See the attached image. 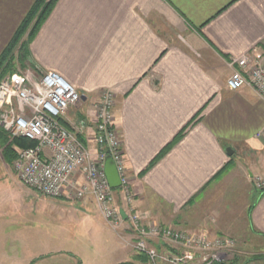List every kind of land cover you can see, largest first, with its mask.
Listing matches in <instances>:
<instances>
[{
  "label": "crops",
  "instance_id": "crops-1",
  "mask_svg": "<svg viewBox=\"0 0 264 264\" xmlns=\"http://www.w3.org/2000/svg\"><path fill=\"white\" fill-rule=\"evenodd\" d=\"M36 2L0 0V57ZM30 50L40 72L81 93L62 123L91 149L94 105L113 92L134 207L148 222L264 246V192L253 183L264 173V101L227 88L233 58L264 57V0H58ZM5 184L17 208L11 224L0 211V264H149L91 196L71 205L67 225L66 208H35L53 200L0 172Z\"/></svg>",
  "mask_w": 264,
  "mask_h": 264
},
{
  "label": "built area",
  "instance_id": "built-area-1",
  "mask_svg": "<svg viewBox=\"0 0 264 264\" xmlns=\"http://www.w3.org/2000/svg\"><path fill=\"white\" fill-rule=\"evenodd\" d=\"M235 70L227 88L253 89L264 101V57L245 55L233 58ZM14 72L0 79V128L11 138L35 141L36 146L16 149L14 170L27 188L53 199H95L104 220L113 229L124 225L134 233V248L148 257L150 264H224L237 249L233 239L212 237L202 232H187L164 225H147L133 208L131 179L115 124V95L107 90L94 105L96 121L94 149L67 129L62 118L82 101L81 93L57 72ZM259 137H264V128ZM111 158L121 186L109 185L105 166ZM254 187L264 192V174L255 176ZM117 191L125 206L117 204ZM171 244L168 253L159 252L152 240Z\"/></svg>",
  "mask_w": 264,
  "mask_h": 264
},
{
  "label": "rangeland",
  "instance_id": "rangeland-1",
  "mask_svg": "<svg viewBox=\"0 0 264 264\" xmlns=\"http://www.w3.org/2000/svg\"><path fill=\"white\" fill-rule=\"evenodd\" d=\"M48 1H52V0H47V2ZM58 2V1H57ZM36 4V3H35ZM56 6V4L54 5V7ZM53 7V8H54ZM33 8V7H32ZM31 8V9H32ZM53 8H52V10H53ZM39 10V9H38ZM38 14H37V16L35 17V19L38 17V15H39V13H40V10L37 12ZM50 14V13H49ZM48 14V15H49ZM28 15V14H27ZM48 17V16H47ZM42 26V25H41ZM20 27V26H19ZM40 29H41V27H40ZM39 29V30H40ZM39 32V31H38ZM38 32H37V34H38ZM37 34H36V36H37ZM35 36V37H36ZM14 38V37H13ZM29 38H30V35L27 33V34H25L23 37H22V39L20 40V45L22 44V43H26L28 40H29ZM13 40V39H12ZM11 40V41H12ZM34 40V39H33ZM33 42V41H32ZM31 42V43H32ZM30 43V44H31ZM20 45L17 47V50L15 51V58H18V59H20ZM28 51H29V54H30V59L29 60H27V62H26V68L24 67V66H22L21 64H20V62L18 61V60H14V72H17V71H19V72H27V71H30V72H33V73H31V74H34V77H38L39 75H41L42 74V72H40L36 67H35V65H34V63H33V58H32V55H31V50H30V45H29V47H28ZM13 72V73H14ZM104 91H107V90H104ZM16 161V159H13V160H9V159H7V158H5V156L3 155V148L0 146V172H1V174H2V176L3 177H5V176H7V178H8V176H12V175H14V176H17V173L15 172V170H14V167H13V165H14V162ZM2 164H5V165H2ZM264 174V173H263ZM263 174H259V175H263ZM258 176V175H257ZM18 177V176H17ZM19 180V179H18ZM9 181V180H8ZM20 181V180H19ZM21 183V182H20ZM22 184V183H21ZM6 186H4L5 188H3V192L1 191V187H0V211H2V214L4 213V214H8L9 216L8 217H6L5 219H4V221L5 220H7L8 221V223L9 224H11V222L12 221H14L13 220V217L14 216H12V215H10V211H12V210H14L15 208H17L16 206V202H14V200L13 199H11V197H8L7 196V194H6V192H8V186H7V184H5ZM12 185V184H11ZM23 185V184H22ZM13 186V185H12ZM24 187H26L25 185H23ZM131 191H132V193H133V198H134V202H133V208L135 209V207H134V203H135V201H136V199L138 198V194H137V192L134 190V188H133V185H132V183H131ZM256 189V188H255ZM257 190V189H256ZM121 193V192H120ZM120 193H118L117 194V197H116V201H117V204H120L121 203V205L123 206V207H126L125 206V200H124V197L120 194ZM93 198V197H92ZM48 199H50V200H53L52 202L53 203H49V205L46 203L45 205H42V204H38L37 202H35L34 201V206H35V208L37 207V209H41V208H43V210H45V209H51V211L53 210V209H55V210H53V211H57V209L58 208H66V224L68 225V224H72L74 221H73V214H72V212H69L68 210L69 209H71L72 208V206L71 205H75V203L77 202V201H81V200H64V201H70V202H66V203H62V201H59V199H53V198H48ZM85 199V198H84ZM94 199V198H93ZM83 200V199H82ZM59 201V202H58ZM94 201H95V199H94ZM95 203H96V201H95ZM68 204V205H67ZM47 205V206H46ZM65 205V207H63ZM71 206V207H70ZM96 206H97V204H96ZM97 208H98V206H97ZM99 210V209H98ZM6 211V212H5ZM135 211L142 217V219H143V221H144V223L145 224H147V225H153V224H158V223H153V222H148L147 221V219H146V217L145 216H143L142 214H140L136 209H135ZM9 212V213H8ZM100 212V211H99ZM69 213V214H68ZM252 213V212H251ZM101 214V213H100ZM0 216H1V214H0ZM6 216V215H5ZM5 216H3V218L5 217ZM2 217V216H1ZM54 217V216H53ZM50 217L49 218V220L50 221H48V223H46L45 222V219H40L39 217H35L34 218V220L35 221H37L36 222V224H40V225H43V226H48V227H50V226H52V225H55L54 223H56V221H55V219L54 218H56V217ZM103 217V216H102ZM104 219V218H103ZM54 222V223H53ZM106 223V222H105ZM158 225H160V224H158ZM51 230V229H50ZM132 234V237L134 238V233H131ZM134 243H135V241H133ZM237 244V243H236ZM171 245V244H170ZM170 251V250H169ZM138 253V252H137ZM165 253H168V250L167 251H165ZM138 254H140V253H138ZM144 257H146V261H147V263H149L150 264V261H149V259H148V257L147 256H145L144 255ZM235 260H237V262H236V264H264V246H260V247H256V246H252V248H246V249H244V248H241V247H237V249H235V253H234V255L232 256V257H230L229 258V260L228 261H226V263H224V264H231L233 261H235Z\"/></svg>",
  "mask_w": 264,
  "mask_h": 264
},
{
  "label": "trees",
  "instance_id": "trees-1",
  "mask_svg": "<svg viewBox=\"0 0 264 264\" xmlns=\"http://www.w3.org/2000/svg\"><path fill=\"white\" fill-rule=\"evenodd\" d=\"M58 0H37L36 4L30 10L20 27L18 28L13 40L9 43L5 51L0 57V78L3 79L8 74L14 72V60H18L22 66L26 68V62L30 59V54L28 47L30 43L35 38L37 32L39 31L43 21L47 18L48 14L52 11V8L57 3ZM40 10L38 17L37 12ZM29 34L30 38L25 43L21 45L20 40L25 34ZM20 45V59L15 58V51ZM0 146L3 148V155L9 160L17 158L16 149H27L36 146L35 141H30L24 138H11L0 128ZM253 207L251 208V210ZM250 210V211H251ZM237 260L233 261L231 264H236Z\"/></svg>",
  "mask_w": 264,
  "mask_h": 264
},
{
  "label": "water",
  "instance_id": "water-1",
  "mask_svg": "<svg viewBox=\"0 0 264 264\" xmlns=\"http://www.w3.org/2000/svg\"><path fill=\"white\" fill-rule=\"evenodd\" d=\"M229 151L230 150H228V152ZM105 172L111 188L118 189L121 186V179L119 177L116 166L111 158H108L106 162Z\"/></svg>",
  "mask_w": 264,
  "mask_h": 264
}]
</instances>
